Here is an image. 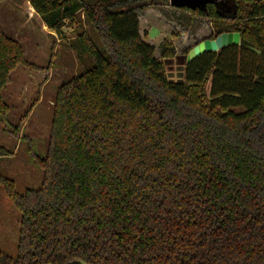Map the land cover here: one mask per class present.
Here are the masks:
<instances>
[{"label":"trees","instance_id":"trees-1","mask_svg":"<svg viewBox=\"0 0 264 264\" xmlns=\"http://www.w3.org/2000/svg\"><path fill=\"white\" fill-rule=\"evenodd\" d=\"M28 1L62 39L74 28L68 45L90 65L57 88L40 185L0 175L20 212L0 264H264V0L174 8L240 34L185 62L181 81L160 59L172 43L156 56L140 34L151 0ZM19 64L0 25L3 118Z\"/></svg>","mask_w":264,"mask_h":264},{"label":"rangeland","instance_id":"rangeland-1","mask_svg":"<svg viewBox=\"0 0 264 264\" xmlns=\"http://www.w3.org/2000/svg\"><path fill=\"white\" fill-rule=\"evenodd\" d=\"M233 1L225 3L230 6ZM174 8L169 2H144L138 12L139 30L144 40L155 47L156 56L165 47L164 41L172 43L174 55L160 59L168 79L181 81L188 50L216 34L210 20ZM0 25L20 42L24 58L31 64H19L11 72L10 81L2 89L8 110L4 118L0 116V146L11 151L0 157V175L13 180L23 191L39 186L42 180V170L33 160L46 153L57 88L90 62L79 59L68 45L74 28L65 27L62 39L41 22L28 0H1ZM19 222L20 212L0 183V249L13 256L17 252Z\"/></svg>","mask_w":264,"mask_h":264},{"label":"water","instance_id":"water-1","mask_svg":"<svg viewBox=\"0 0 264 264\" xmlns=\"http://www.w3.org/2000/svg\"><path fill=\"white\" fill-rule=\"evenodd\" d=\"M207 3H215L217 6H225V0H169V5L175 8L187 7L195 9L204 8ZM230 10V7H227ZM240 34L234 32H221L214 38H204L194 44L187 52L185 62H189L205 51H216L219 48L229 44H239ZM71 263L87 264L81 259H75Z\"/></svg>","mask_w":264,"mask_h":264}]
</instances>
